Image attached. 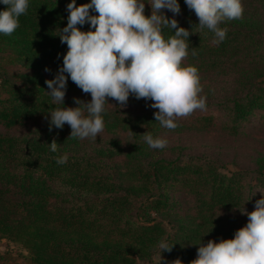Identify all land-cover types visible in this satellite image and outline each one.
Instances as JSON below:
<instances>
[{
    "label": "trees",
    "instance_id": "16d2710c",
    "mask_svg": "<svg viewBox=\"0 0 264 264\" xmlns=\"http://www.w3.org/2000/svg\"><path fill=\"white\" fill-rule=\"evenodd\" d=\"M70 2L30 0L16 31L0 34V238L22 244L28 256L20 264H140L158 253L170 264H191L200 243L233 238L247 223L236 207L255 210L264 191V152L226 173L217 160L222 154L187 153L172 135L214 132L242 141L264 128V0H243L242 18L221 24L222 42L199 29L194 11L179 0L175 18L190 30L196 51L183 64L198 68L207 107L216 112L181 117L169 130L155 121L151 100L130 95L120 107L109 98L103 133L84 140L70 137L67 124L49 130V111L63 105L53 104L45 81L67 52L58 35ZM80 27L87 31L89 24ZM74 98L87 103L91 95L69 79L65 106H78ZM146 132L167 146L149 148ZM53 139L69 153L63 165L49 150ZM162 239L171 251L157 247ZM9 259L18 260L0 254V264Z\"/></svg>",
    "mask_w": 264,
    "mask_h": 264
},
{
    "label": "clouds",
    "instance_id": "9594fccd",
    "mask_svg": "<svg viewBox=\"0 0 264 264\" xmlns=\"http://www.w3.org/2000/svg\"><path fill=\"white\" fill-rule=\"evenodd\" d=\"M0 4L6 6L0 10V34L10 36L30 0H0ZM146 4L151 6L150 15L145 14ZM185 4L194 11L196 26L212 32L215 42L226 38L227 28L221 24L240 19L244 13L243 0H185ZM165 9L173 14L171 18L162 11ZM66 11L67 24L58 36L67 52L55 77L45 81L53 104L63 105L49 111L50 131L67 124L70 137L95 139L105 129L103 114L106 104H111L109 98L125 107L130 95L151 100L149 106L158 109L155 121L169 130L178 127L179 118L206 109L198 68L183 64L196 51L189 47L190 30L178 26L175 18L181 12L179 0H89L80 5L71 0ZM86 23L89 29L81 30ZM166 30L173 34L166 37ZM69 79L91 95L89 102L74 98L78 106H65ZM143 140L152 149H164L168 144L167 139L147 132ZM48 145L52 153H58V165L68 162L69 153H61L55 139ZM259 192L255 210L236 207L248 221L234 237L200 243L191 264H264V191ZM172 246L163 239L157 245L162 252L171 251Z\"/></svg>",
    "mask_w": 264,
    "mask_h": 264
},
{
    "label": "rangeland",
    "instance_id": "374dc122",
    "mask_svg": "<svg viewBox=\"0 0 264 264\" xmlns=\"http://www.w3.org/2000/svg\"><path fill=\"white\" fill-rule=\"evenodd\" d=\"M1 63V60H0ZM6 65V63H4ZM7 66V65H6ZM14 70V69H13ZM216 112L213 106L207 107L205 110H196L192 114L203 115L210 112ZM27 128H21L18 130L19 133L26 132ZM17 132V131H16ZM253 138L242 141H234L232 138L222 137L214 132L196 134L193 132H187L183 135L174 136V139L178 144L186 146L185 152H191L193 155L210 157L217 156L215 153H220V157L217 159L221 170L228 173L240 169V167H246L248 160L258 152H264V128L256 130ZM253 133V134H254ZM236 149L239 151V155L236 154ZM169 226V225H168ZM9 253L18 260L9 259L2 264H20L24 262L25 258L28 256L27 251L22 246V244L11 241L6 238H0V254ZM140 264H170L165 256L160 253L156 254L151 260H143Z\"/></svg>",
    "mask_w": 264,
    "mask_h": 264
}]
</instances>
